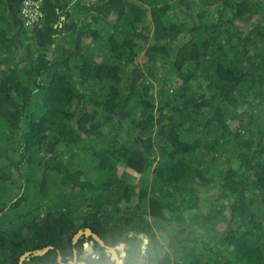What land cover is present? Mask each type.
<instances>
[{"label":"trees","instance_id":"1","mask_svg":"<svg viewBox=\"0 0 264 264\" xmlns=\"http://www.w3.org/2000/svg\"><path fill=\"white\" fill-rule=\"evenodd\" d=\"M26 2L0 0V264H264V0Z\"/></svg>","mask_w":264,"mask_h":264},{"label":"rangeland","instance_id":"2","mask_svg":"<svg viewBox=\"0 0 264 264\" xmlns=\"http://www.w3.org/2000/svg\"><path fill=\"white\" fill-rule=\"evenodd\" d=\"M131 174H133L132 171H128V172L126 173V176H131ZM123 177H124V176H123ZM151 178H152V174H151V173H150V174H147V175L144 176L143 182H145L146 184L149 185L150 182H151ZM204 197H207V196H204ZM207 205H208V204H207L206 201H204V200L201 201V202H200V208H201V210H202V211L205 210V208H206ZM205 212H206V211H205ZM154 229H155V228H154ZM155 230H156V229H155ZM78 236H79V238L82 237V236H80V234H79ZM78 236H77V237H78ZM77 237H76L75 239L78 240L79 238H77ZM140 238L143 240L142 248H143V250H145L148 241L144 238V236H141ZM84 246H85V247H84L85 249H84V253H83L82 256H84L83 258L85 259V258H87V256L92 255L94 252L88 249V244H85ZM108 252H110V250H108ZM76 259H77V258H75L73 261L70 260L68 264H74V263L76 262ZM118 264H119V262H118Z\"/></svg>","mask_w":264,"mask_h":264},{"label":"water","instance_id":"3","mask_svg":"<svg viewBox=\"0 0 264 264\" xmlns=\"http://www.w3.org/2000/svg\"><path fill=\"white\" fill-rule=\"evenodd\" d=\"M84 233H81L80 234V236H82ZM86 234H90V235H92L102 246H105L104 244H103V242L101 241V239L97 236V235H95V234H93L91 231H87L86 232ZM77 238H79V236L77 237ZM74 242L76 243L77 242V239H75L74 240ZM108 250H110V254H113V256L115 257V259L117 260V262H119V257H118V255H117V253H116V251L114 250V249H112V248H108ZM48 250H44V251H36V252H30V253H27L25 256L26 257H30L31 255H34V256H43L46 252H47ZM25 257V258H26ZM82 258L84 257V256H81ZM24 258H22L21 260H23ZM75 264V263H74Z\"/></svg>","mask_w":264,"mask_h":264},{"label":"built area","instance_id":"4","mask_svg":"<svg viewBox=\"0 0 264 264\" xmlns=\"http://www.w3.org/2000/svg\"><path fill=\"white\" fill-rule=\"evenodd\" d=\"M31 1H32V0H27V2H26V6H27V8H29V6L32 5ZM28 11H29L28 9H25V12H26V13H27ZM30 23H31V22H30Z\"/></svg>","mask_w":264,"mask_h":264},{"label":"clouds","instance_id":"5","mask_svg":"<svg viewBox=\"0 0 264 264\" xmlns=\"http://www.w3.org/2000/svg\"><path fill=\"white\" fill-rule=\"evenodd\" d=\"M45 250H48V251H49V249H45ZM38 251H44V250H38ZM48 251H47V252H48ZM34 252H36V251H34ZM47 252H46V253H47ZM27 253H30V252H27ZM27 253H26V254H27ZM46 253H45V254H46ZM26 254H25V255H26ZM45 254H44V255H45ZM25 255H24L22 258H24V259L28 258V257H26ZM25 257H26V258H25ZM22 258H21V259H22ZM24 259H23V260H24ZM23 260H21V261H23Z\"/></svg>","mask_w":264,"mask_h":264}]
</instances>
